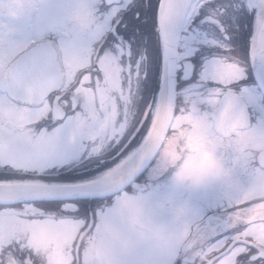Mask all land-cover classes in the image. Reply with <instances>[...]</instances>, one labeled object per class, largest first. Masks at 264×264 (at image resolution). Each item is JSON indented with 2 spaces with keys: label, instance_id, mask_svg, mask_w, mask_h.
I'll list each match as a JSON object with an SVG mask.
<instances>
[{
  "label": "snow or ice",
  "instance_id": "obj_1",
  "mask_svg": "<svg viewBox=\"0 0 264 264\" xmlns=\"http://www.w3.org/2000/svg\"><path fill=\"white\" fill-rule=\"evenodd\" d=\"M190 117L252 182L226 230L147 239L128 188ZM262 153L264 0H0V264H264Z\"/></svg>",
  "mask_w": 264,
  "mask_h": 264
},
{
  "label": "flooded vegetation",
  "instance_id": "obj_2",
  "mask_svg": "<svg viewBox=\"0 0 264 264\" xmlns=\"http://www.w3.org/2000/svg\"><path fill=\"white\" fill-rule=\"evenodd\" d=\"M24 2L25 0H16L18 7ZM223 117L224 114L221 115ZM255 120L256 117L253 116V122ZM192 121L193 117H190L186 128L178 126L179 130L167 145L168 155L175 163L181 159L177 145L181 140L186 141L185 151L189 154L183 158L181 173H175V169L160 160L142 171L136 182L138 187L128 188L129 195L140 200H135L124 208L126 222L147 239L154 237L151 231L159 226L165 228L163 236L173 237L172 229L169 228L168 231L165 224H177L182 232L178 238L182 242L178 244L196 243L200 239L196 228L207 235L226 230L230 206L252 182L251 172L237 163L233 154L220 153L218 148V154L224 160V168L209 181L193 184L188 179H181V176H191L200 171L202 150L206 145L212 144L204 134L205 125ZM257 217H264V205L258 206L249 219L255 220ZM154 223H158V226L153 227Z\"/></svg>",
  "mask_w": 264,
  "mask_h": 264
},
{
  "label": "clouds",
  "instance_id": "obj_3",
  "mask_svg": "<svg viewBox=\"0 0 264 264\" xmlns=\"http://www.w3.org/2000/svg\"><path fill=\"white\" fill-rule=\"evenodd\" d=\"M196 108L198 109L199 105H196ZM192 122L204 125V122L202 120H197L195 117H193ZM185 148L186 141L181 140L180 143L177 145V152L181 159L177 160L175 163L171 161V158L169 156H162V159L166 161L168 167L175 169V173L177 174L181 173V169L183 166V158L189 154L185 151ZM223 168L224 160L218 154L216 145L214 143L208 144L202 150L200 171L191 176H181V179H188L193 184H203L209 181L214 176V174L218 173ZM164 234L165 228L163 226H159L151 231V235L154 236H163Z\"/></svg>",
  "mask_w": 264,
  "mask_h": 264
},
{
  "label": "rangeland",
  "instance_id": "obj_4",
  "mask_svg": "<svg viewBox=\"0 0 264 264\" xmlns=\"http://www.w3.org/2000/svg\"><path fill=\"white\" fill-rule=\"evenodd\" d=\"M152 225H154L153 227H155V226H158V223H154V224H152ZM165 225H167L168 227H167V229H168V231H169V228H171L172 229V234H174L173 235V238L175 239V243H179V242H182L181 240H178V238H179V236H180V234L182 233L181 231H179V229H178V227H177V224H174V225H168V224H165ZM181 232V233H180Z\"/></svg>",
  "mask_w": 264,
  "mask_h": 264
},
{
  "label": "water",
  "instance_id": "obj_5",
  "mask_svg": "<svg viewBox=\"0 0 264 264\" xmlns=\"http://www.w3.org/2000/svg\"><path fill=\"white\" fill-rule=\"evenodd\" d=\"M223 114H224V117H223V118H224V120H225V119L227 118V114H228V112H227L226 109L221 113V115H223ZM223 118H221V119H223ZM162 134H163V133L161 132V135H162ZM146 168H147V167H146ZM146 168H145V169H146ZM145 169H144V170H145ZM144 170H143V171H144ZM141 173H142V172H141ZM141 173H140V174H141Z\"/></svg>",
  "mask_w": 264,
  "mask_h": 264
}]
</instances>
